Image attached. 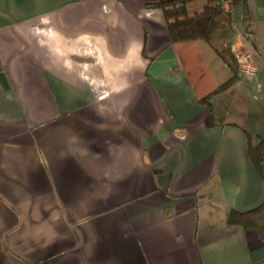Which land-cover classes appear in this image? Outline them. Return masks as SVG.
Returning <instances> with one entry per match:
<instances>
[{
	"label": "crops",
	"instance_id": "0c3cea01",
	"mask_svg": "<svg viewBox=\"0 0 264 264\" xmlns=\"http://www.w3.org/2000/svg\"><path fill=\"white\" fill-rule=\"evenodd\" d=\"M160 1L0 0V264H264V231L226 221L264 201L243 132L264 135V65L206 127L231 73L171 43ZM237 9L227 42L264 64V0Z\"/></svg>",
	"mask_w": 264,
	"mask_h": 264
},
{
	"label": "trees",
	"instance_id": "16d2710c",
	"mask_svg": "<svg viewBox=\"0 0 264 264\" xmlns=\"http://www.w3.org/2000/svg\"><path fill=\"white\" fill-rule=\"evenodd\" d=\"M224 1L203 0L200 8H191L192 0H167L148 5L162 11L172 44L190 45L205 42L231 73L229 79L199 99V102L208 109L204 120L206 127L214 126L210 98L241 79L239 65L233 55L234 48L226 41L231 34L233 13L244 5V0H228L227 10L223 7ZM243 132L247 141L248 159L264 181V135L252 136L245 129ZM226 221L228 225H237L244 230L264 231V201L246 212H228Z\"/></svg>",
	"mask_w": 264,
	"mask_h": 264
},
{
	"label": "rangeland",
	"instance_id": "374dc122",
	"mask_svg": "<svg viewBox=\"0 0 264 264\" xmlns=\"http://www.w3.org/2000/svg\"><path fill=\"white\" fill-rule=\"evenodd\" d=\"M239 13H240L239 9H237L233 13L232 23H233L234 26L231 28V34H230V36L231 35L234 36L237 33H241L243 35L242 38H247L248 32L244 29L245 28L244 27V21L242 20V17H241V15ZM255 31H256L255 39H253L252 42H254L256 44L259 53L264 56V26L262 25V26L256 28ZM241 42H244V41L242 40ZM210 54H213V51H211ZM212 56H214V54ZM256 58L258 59V61H257L258 64H256V62H255L254 59H253V62L255 64V67H256V70H257L256 73H257L258 72V66L260 64H262V65H264V64L261 63L262 62V59H260L259 57H256ZM260 68H261V65H260ZM226 72L228 74H230L229 71H226ZM192 77H193V75H192ZM213 79H214V81H210L209 79H208V81L207 80L204 81L203 84L200 87L197 86L198 87L197 89L199 90V88L202 87L201 89H204L206 91L211 90L213 87H215L214 86L215 85L214 83H219L221 81L222 76H217V77H214ZM244 100H245V98H244ZM235 106H237V107H235ZM235 106L234 107L237 108L236 110H238L239 107H241V106L243 107L244 106V103L243 102H240V101H237ZM230 119L232 121H235L236 120L234 117H230Z\"/></svg>",
	"mask_w": 264,
	"mask_h": 264
},
{
	"label": "built area",
	"instance_id": "2783aa9c",
	"mask_svg": "<svg viewBox=\"0 0 264 264\" xmlns=\"http://www.w3.org/2000/svg\"><path fill=\"white\" fill-rule=\"evenodd\" d=\"M228 0L223 2L225 10L228 8ZM233 55L237 59L239 65V74L245 78H252L256 74V67L253 62L252 52L243 49H234Z\"/></svg>",
	"mask_w": 264,
	"mask_h": 264
}]
</instances>
